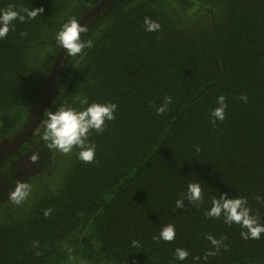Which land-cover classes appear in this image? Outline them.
Wrapping results in <instances>:
<instances>
[{"label":"trees","instance_id":"16d2710c","mask_svg":"<svg viewBox=\"0 0 264 264\" xmlns=\"http://www.w3.org/2000/svg\"><path fill=\"white\" fill-rule=\"evenodd\" d=\"M100 1L0 0V8H43L0 39V137L30 122L60 50L52 38L59 24ZM146 16L158 32L144 31ZM81 39L92 47L63 57L46 109L83 94L116 103L115 119L89 134L98 163L46 147L48 165L24 180L32 194L19 206L8 199L17 179L2 162L0 264H264V233L245 240L239 225L204 215L210 197L224 192L247 198L264 223V0H119ZM221 94L225 118L213 126ZM165 95L172 103L157 115L153 105ZM42 130L29 137L36 146ZM193 180L202 202L177 209ZM167 223L175 239L153 240ZM208 234L227 247L204 259ZM176 247L188 250L184 261L175 260Z\"/></svg>","mask_w":264,"mask_h":264},{"label":"clouds","instance_id":"9594fccd","mask_svg":"<svg viewBox=\"0 0 264 264\" xmlns=\"http://www.w3.org/2000/svg\"><path fill=\"white\" fill-rule=\"evenodd\" d=\"M43 11L40 7H19L9 4L0 8V39L6 37L10 30H14V21L25 22L33 20ZM143 26L145 32H154L160 30L159 22L144 17ZM88 31L86 24H81L75 17H69L59 24V27L53 35V40L59 49L65 50L67 57L83 56L84 49L92 47V40L81 39V34ZM26 34L21 32L23 38ZM241 101H247V96L241 94ZM73 103H60L54 107V110L45 109L42 118L43 130L41 140L49 150L68 154L74 149L76 158L84 163H98L96 160V145L89 139L91 131L101 133L106 127L107 121L115 119L117 105L114 102L89 101L83 94L73 96ZM172 103V97L165 95L162 103L153 105L155 113L161 115L168 111ZM216 107L209 112V122L215 126L217 121H223L225 118V97L223 94L216 97ZM199 151V148H197ZM38 156L32 154L29 159L32 162L37 160ZM32 194L31 183L24 180H16L13 188L8 192V199L15 205H21L26 202ZM257 200L261 197L257 196ZM203 200L201 183L193 180L187 183L183 193L174 201L177 209L185 207L184 202L190 204H199ZM51 209H45L43 214L47 217ZM204 215L209 218H222L227 225L237 224L240 226V237L242 239H259L264 233V223L252 214L248 207L247 198L241 196H229L227 193L220 192L218 196L210 197V205L205 209ZM176 237V228L172 223L161 225L159 231L153 236V240L171 242ZM205 239L211 244L212 248L206 252L203 257L216 255L221 248L226 249L223 244V237L216 238L211 234L205 236ZM133 245L137 241L131 242ZM37 246V242L33 241ZM39 254V253H37ZM176 261H184L189 252L182 247H176L173 251ZM194 260L200 259L193 257Z\"/></svg>","mask_w":264,"mask_h":264},{"label":"water","instance_id":"95a60500","mask_svg":"<svg viewBox=\"0 0 264 264\" xmlns=\"http://www.w3.org/2000/svg\"><path fill=\"white\" fill-rule=\"evenodd\" d=\"M119 0H101L93 7H91L79 20L81 24H86L87 26L105 12L106 9L116 4ZM65 56V50L60 49L56 59L54 60L50 73L44 82L36 105L29 112L31 114L30 122L27 127L21 131L18 136H14L11 139L4 140L0 144V161L3 160L9 154H18L17 149L25 142H28V138L36 130V128L42 123L44 110L48 107L51 102L52 88L58 73L59 67Z\"/></svg>","mask_w":264,"mask_h":264},{"label":"flooded vegetation","instance_id":"af4514ba","mask_svg":"<svg viewBox=\"0 0 264 264\" xmlns=\"http://www.w3.org/2000/svg\"><path fill=\"white\" fill-rule=\"evenodd\" d=\"M30 113V112H29ZM31 115V114H30ZM23 131V130H21ZM9 132L8 134L0 137V144L7 139H11L14 136H18L21 132ZM32 135V134H31ZM39 143V146H36L30 141L28 138V142L23 143L18 149V154H9L3 160L0 161V187L6 188V180L3 176L6 175L5 170L1 168L2 162L8 163V170H11L10 175L13 179L19 180V177H22L21 180H29L35 177L37 174H42L43 170H45L46 161L49 162L48 156L46 153V146L41 139L36 141ZM27 145V147H24ZM1 147V146H0ZM32 154H36L38 156L35 162H32L29 157ZM46 165H48L46 163ZM2 188V189H4Z\"/></svg>","mask_w":264,"mask_h":264}]
</instances>
